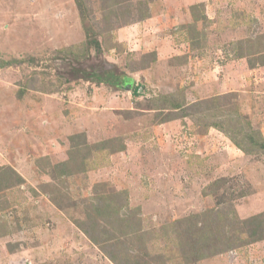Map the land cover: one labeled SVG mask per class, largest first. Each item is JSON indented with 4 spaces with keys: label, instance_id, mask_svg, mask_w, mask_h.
<instances>
[{
    "label": "rangeland",
    "instance_id": "rangeland-1",
    "mask_svg": "<svg viewBox=\"0 0 264 264\" xmlns=\"http://www.w3.org/2000/svg\"><path fill=\"white\" fill-rule=\"evenodd\" d=\"M90 5L0 0V264H264L182 255L192 215L264 212V153L206 116L264 135V0Z\"/></svg>",
    "mask_w": 264,
    "mask_h": 264
},
{
    "label": "trees",
    "instance_id": "trees-1",
    "mask_svg": "<svg viewBox=\"0 0 264 264\" xmlns=\"http://www.w3.org/2000/svg\"><path fill=\"white\" fill-rule=\"evenodd\" d=\"M91 1L93 0H76V3L79 7L80 4L90 7ZM134 7L135 10H140V14L142 13L141 4L138 3ZM100 27L102 28V24ZM138 89L139 88H136V90ZM217 100L218 97L214 101L213 110L206 113L207 117L213 115V121L208 126H215L219 130L223 131L230 137L236 146L246 154H253L255 152L264 153V135L262 132L258 130H245V123L248 126H250V123L244 117L240 119L239 115L235 114L226 119L217 117V113L224 110L219 106ZM204 104L205 102L203 101L200 102L198 106H203ZM203 111H205V109H203ZM78 135H80V133L74 134L72 137H70L73 140V143L74 140L76 142ZM115 141L116 139L103 140L100 148L98 149L105 150L109 142L114 144ZM79 145L80 143H76L77 147ZM113 148L115 151H123L126 149V145H115ZM4 177L5 178H2L3 181L7 180L6 178L8 177L6 172ZM120 195L122 196V199L126 201L124 204H120L117 207L114 205L115 203L111 204L106 201V204L104 205V201L98 202L94 208L95 213L105 216L108 208L114 209V211L120 213V211H122L121 209L125 206L128 210H130L127 202V191H121ZM191 217L194 221L193 223H190L191 228L193 231L201 234L202 236L199 238V240H193L191 243H189L188 249H185L183 252L182 255L188 262L201 260L232 248H240L243 246V244L247 245L264 239V212L248 218H240L235 210L226 211L212 208L210 211L207 210V212H203L201 215L197 214L192 215ZM181 222L186 223L187 221L183 219ZM84 230L92 237L88 229ZM91 239L96 240V238Z\"/></svg>",
    "mask_w": 264,
    "mask_h": 264
}]
</instances>
